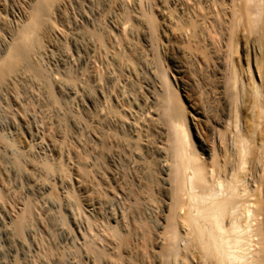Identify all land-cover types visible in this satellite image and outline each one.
I'll return each mask as SVG.
<instances>
[{"label": "bare ground", "instance_id": "bare-ground-1", "mask_svg": "<svg viewBox=\"0 0 264 264\" xmlns=\"http://www.w3.org/2000/svg\"><path fill=\"white\" fill-rule=\"evenodd\" d=\"M16 1L19 2V0ZM16 1L11 0L10 3L8 0H0V39L2 41V44L5 43L7 45V50L5 49L6 52H3L4 55L0 54L1 55L0 56V87L1 88L3 87V85L7 83L8 84L10 83V86L9 85L8 86L11 87V81L12 79H14V77L15 78L23 77V79L24 77H27V79L28 77H30L33 78V81L36 80V82L38 81L43 82V78L45 77L44 75L45 72L43 73L44 70L42 71V69L40 68L42 65L40 66L38 65V63H36V60H41V59L34 60V58L38 57L37 55H39L38 54L39 51L44 47L45 43L49 42L47 41V39L49 40L51 36V35L49 36V34L51 31H53V28L56 25L55 21L53 20V25L54 24L55 25L51 26L52 14L53 11L56 9L54 8V6H56L54 5V3L56 2L58 7H60L62 6L61 4H63L64 2V0H23V3L18 5L16 3L14 4V2ZM83 1L85 2V0ZM129 1L131 0H111L110 2H113L114 3L113 5H115L116 3H118L119 5L120 3L121 6L119 7H121V11L120 10L119 11L121 12V17L119 18L120 20H118L120 21L119 27L122 28L121 32H123L122 33L124 34L123 36H125V38L128 39L127 41H129L132 44L131 41L133 40L132 39L129 40V34L132 32L133 33L136 32V30L138 32L141 25L138 24L135 21V19H133L132 15L135 11L129 9L131 7L129 8L127 7L128 3H131L133 0L131 2ZM134 1L136 2L137 5L136 10H138L137 11L139 13L138 16H140V18L143 19V27L147 31L146 41L150 48V52L154 64H156L155 66H157L156 72H157V77L159 78V82H158V86L155 85V88L153 87L154 90L153 89L151 90V92L152 91L155 92V97H154L155 101L153 100L152 102L154 104L155 102H157L156 105L158 108L154 112H159V116L161 117L162 120L161 122H163V127L165 126L163 130H165L166 132L165 135H167V140L163 146L164 150L163 151L155 150L156 154L159 157V165L161 166L160 168L163 169L162 182L165 184L166 191H168V194L166 195L167 198L163 199L165 201H162V204L160 203L161 201L157 200L158 204L160 203L162 206V213H161L162 220L159 223V227L157 228V233H160L161 235L160 236L161 239L158 238L160 242L158 243L159 246L157 251V254L159 253L160 254L159 257H161V264H264V0H134ZM8 2L12 4L11 8H9L11 5H9ZM65 3L67 4V0ZM131 4L128 6H131ZM118 5L116 6L118 7ZM88 8H90L89 5ZM13 9H17L20 12L21 14L20 17L17 14L16 15L18 18L14 17L15 13L11 11ZM60 9L61 8H59L58 10ZM9 10L14 14L11 15L12 13H9L10 12ZM157 10L160 12V14L162 13L161 15L162 20L166 24L167 26L166 28H168L169 30V33L167 30L166 32H164L166 34L165 38H167L169 42L175 43L176 46H178L179 48L178 50L186 54L185 59L187 58L190 59L189 60L190 64L192 62L194 66V70L197 72V74H199L198 71L200 72L205 71L204 78L206 79H202L204 80V85L200 84L198 78L192 80L193 88L195 90L194 93L196 94L195 97L196 100H194V102L190 104L189 106L191 108L190 111H188V107H186L182 102V100L180 99V95L178 94L179 92H177V90H175L173 87L174 84H172V81L170 80L169 77L170 75L169 72L171 71L169 70L168 66L170 65L167 66L165 59L162 57L163 54H161V52L159 53V48L161 47V44H163L164 42H162L163 39L160 36L161 17L159 18L160 15L158 16ZM92 17L94 19L95 16ZM48 19L51 20L49 21ZM12 23H15V25L13 26ZM93 24L94 23L91 22V19L89 17L87 16L83 17V23L78 30L80 37H82L81 40L82 41L84 40L85 42H88L89 40L92 41L95 40L96 42L100 43L98 44L99 46H101L102 50L106 47L107 49L110 48L109 43H107L109 46H106L104 44L105 35L98 33V31H96L97 30L96 26L94 25L95 26L94 28ZM56 28H58L59 30L58 26H55L54 29L56 30ZM104 29L106 30V27H104ZM133 29H135V31H133ZM163 29H165V27ZM130 30H132V32H130ZM61 32H60L61 34L60 36L62 37L64 35H62L63 33ZM108 33L109 35L114 34L112 32L110 34L109 30ZM67 34L64 37H66ZM137 35L139 34L137 33ZM125 38L123 37L121 39L119 38L121 40L120 43L124 42L123 39L126 40ZM137 38L138 41L136 42L135 40V42L136 44L138 42L140 44L141 37L138 36ZM133 39H135V37ZM62 40L65 43L66 40L64 39ZM127 41L125 42L127 43ZM102 44L105 45L106 47L102 48L103 46ZM88 45L86 47L90 49ZM112 45L113 47H115L114 46L115 44ZM134 45L133 48L130 46L131 50L130 49L127 50L126 53L124 50H123L124 52L121 51V53L123 52V54L116 53L117 55H115V57L117 60V64H115L116 63L115 60L114 65L118 66L120 72L125 71L128 68L130 70H133L134 73L138 71L137 66L140 65V61L134 55L135 53L138 52L136 46L134 47ZM46 46L48 47L47 44ZM120 46L122 47V45ZM95 47H97V44ZM113 47L110 48L111 51ZM45 49L43 51H45ZM145 49L146 48H144V50ZM116 50L117 49H115L114 51ZM91 51L92 50H90V52ZM98 51H100V49L99 50L97 49V51H93V52L98 53ZM113 54H115V52ZM140 59L142 62V58ZM103 61L105 60L103 59ZM109 63L113 64V60L112 62ZM124 64H126L125 68H124ZM114 65L112 66L114 67ZM142 69L144 68L142 67ZM174 71L176 73H179V75L183 73L182 70L178 71L177 66H175ZM98 72L99 71H97V73ZM46 73L48 74V72ZM154 73L155 72H153L152 74ZM104 76L106 77L107 75ZM135 76H138V74ZM171 76L175 83L178 82L177 80L179 78H176L174 74L173 75L171 74ZM102 78L99 79L102 81ZM17 80L18 79H16V81ZM31 80L32 79H30V81ZM149 81H153L154 84H157L155 83L154 79L153 80L150 79ZM36 82H34V84H36ZM39 82L38 84H40ZM15 84L18 85V83L14 82V84H12L13 88ZM21 84L22 83H20V85ZM23 84L25 83L23 82ZM46 85L43 87H46ZM150 85L148 84V86ZM70 86H72V84ZM142 87L140 85V88ZM49 91L50 93L48 92V90H47L48 93L46 91L45 92L47 94H51L52 91L50 89ZM35 94L34 96H36ZM110 94H112V92ZM134 94L135 95L133 97H135L136 100L138 101L139 96H136V93ZM52 95H51V99L53 97ZM148 97H150V95ZM147 102L148 100L146 101V103ZM146 103L144 102V104ZM147 106L148 104L146 105V107ZM149 108L150 109H147L148 112H150L149 110H151L153 107L152 108L149 107ZM110 111H112L113 114L117 115V110L111 109ZM145 113L147 112L145 111ZM142 114H144V112ZM147 114L148 116L150 115V113ZM191 114H193L192 116L193 121L195 120L197 122L194 123V127L196 130V135L199 139L198 145H196V143L194 142L193 134L188 125V115ZM144 116L145 115L141 116L142 117L141 119H143ZM70 118L71 117H69V119ZM145 119H147V116L145 117ZM147 123L148 126L150 125L149 127L152 129L151 122L149 121ZM200 124L202 125L201 127L199 126ZM196 125H198V127H200L201 130L203 131L204 138L201 136ZM136 126L137 125L135 124V129ZM147 131L149 132L152 130H147ZM138 133L140 132L138 131ZM38 136H36V138ZM218 137H219L218 139L219 141L217 140ZM40 140L42 141L44 139H40ZM138 142H133V143L138 144ZM128 143H132V142H128ZM146 147H149L150 149L152 146H146ZM138 148L141 147L138 146ZM143 149L146 148L144 147ZM139 150L138 149L133 150V155H135L137 158V160L135 159L134 160L137 163V167L140 170L141 169L147 170L148 165L145 161H143L145 157L144 158L141 157L142 154L140 155ZM144 151L146 150H143L142 153ZM20 158H22V155ZM49 158L51 159V157ZM48 159L38 162L37 164L36 163L33 164L34 168L39 169L40 170L39 172L43 171L47 175H50L56 171H59L61 176L64 175L65 177H67L66 175H69L65 166L63 165L64 163L62 164L61 162H54L56 158L55 160L52 161H49ZM155 159L156 158H154V160H151V162L157 160ZM148 160H149L148 162H150V159ZM156 162H158V160ZM15 165L19 167L18 162ZM150 167H152V165H150ZM151 169H148L147 171ZM78 172L81 177H89V171L86 170L85 168L78 169ZM143 172L141 171V174ZM152 175L153 174H151V176ZM148 177L150 178V176ZM149 183H152V181ZM5 194L7 193L5 192ZM5 194H3V192H0V200L2 202L5 200ZM145 195L149 201L153 197L152 191L147 186L145 190ZM69 196L70 198L73 199L75 197L73 193L72 194L70 193ZM152 200L153 203H155L156 200L154 199ZM139 203L137 201L135 202L137 206L142 204ZM140 206H138L137 209H139ZM29 217H30V211L28 209L25 210L23 208L22 211L14 215L13 219L12 218L10 219V217L9 219L11 220V225L13 224L16 231L19 234H21L25 226V222L29 219ZM2 220L0 221V223L4 224V220L3 221ZM119 223L120 220H117L116 224ZM110 224L102 225V226L104 231L112 237V238L110 237V239H113L115 241L114 246H112V250L114 247L113 252L107 253L106 250L103 251L97 248L95 250L92 247L88 248L90 252L89 254L93 256L96 264H101L102 261L106 259L112 260L113 261L111 262L112 264L113 263L122 264L121 262H123L122 260L124 259V257L122 256L123 250H125L127 253L130 254V253H135L134 251L136 250L138 251L139 249L142 250V251H138L139 253L140 252L144 253L143 251L148 249L146 239L144 240V238H142L144 242L142 241L143 243H140L139 245H136L134 244L133 241H131L134 244L133 245L130 242L131 240L130 237L128 238L125 236H121L119 234L122 231L119 232L118 226L116 225L111 226ZM140 224L141 223H139L138 227L140 226ZM136 226L133 225V228L136 229ZM140 228H143L144 232H146L148 235L150 232H152L151 231L152 227L151 226L149 227L147 224L142 225L141 227H139V229ZM84 243L87 244L89 242L87 243L84 242Z\"/></svg>", "mask_w": 264, "mask_h": 264}, {"label": "rangeland", "instance_id": "rangeland-1", "mask_svg": "<svg viewBox=\"0 0 264 264\" xmlns=\"http://www.w3.org/2000/svg\"><path fill=\"white\" fill-rule=\"evenodd\" d=\"M8 1L11 3V0ZM110 1L111 0H85L84 2L83 0H67L66 4V0H64V5L61 4L62 6L60 7H58L57 3L55 2L54 5L56 6H54V8L56 9L53 11L51 18L52 20H50L52 21L51 26H54L56 24L55 26H58L59 30L58 28H56L55 30L54 26L53 31H51L49 34V36L51 35L49 40L47 39V41L49 42L45 43L44 45L47 50L43 47L39 51V55H37L38 57L34 58V60L41 59L36 60V63H38V65L40 66L42 65L40 68L42 69V71L44 70L43 73L45 72L43 82L38 81L40 83L38 84L36 80L33 81V78L30 77H28L29 80L27 79V77H24V79L23 77H14L15 80L12 79V81H14H11V87H9L10 83L3 85L2 88L0 87V167H2L0 168V192H3V194H5V192L7 193L5 194V200L3 202L0 200V219L2 218L4 220V224L0 223V264H96L93 256L89 254L90 252L88 248L92 247L95 250L96 248L103 251L106 250L107 253L113 252L114 247L112 250V246H114L115 241L113 239H110L111 236L104 231L102 226L107 224L109 225L110 223L111 226L116 225L119 227L117 228L119 229V232L122 231L119 233L121 236H125L128 238L130 237V242L133 241L134 244L139 245L146 239L148 245V249L143 251L144 253H139L138 251H142L141 249H139L138 251H134L135 253L137 252L136 254L130 253V255L125 250H123L122 256L124 257V259L122 260L123 262H121L122 264H161V257H159L160 254H157L159 246L158 243L160 242L159 239H161V235L160 233H157V228L159 227V223L162 220L161 204L162 201H165L163 199L167 198L166 195L168 194V191H166L165 184L162 182L163 169L160 168L161 166L159 165V157L156 154V151L164 150L163 146L167 140V135H165L166 132L165 130H163L165 126L163 127V122H161L162 120L159 116V112H154L156 109H158L156 105L157 102H155V104L152 102L155 99V92H151V90H154L155 85L158 86L159 82V78L157 77L156 72L157 66H155L156 64H154L150 48L146 41L147 31L143 27V19L138 16L139 13L137 12L138 10H136V2L134 0H131L132 2H129H131L132 4L128 3V5L131 4V6L127 5L128 8L131 7L129 9L135 11L132 17L138 24L141 25L138 32L136 30V32L133 33L132 30H130V32L132 33L129 34V40L132 39L134 41H131V44L129 41H127L128 39L123 36L124 34H122L123 32H121L122 28L119 27L120 21L118 20H120L119 18L121 17V7L119 6L121 5L120 3L119 5L118 3L113 5L114 3ZM9 2L8 4L11 5L9 8H11L12 4H10ZM15 3L18 5L22 4L23 0H19V2L16 1L14 2V4ZM87 4L90 8H88ZM116 5H118V7ZM59 8L61 9L58 10ZM13 10L11 11L15 14L10 10L9 13H12L11 15L14 14V17L16 18H18L17 15H19L20 17V12L17 9ZM157 12L158 16L160 15V18L162 13L160 14L158 10ZM135 13L137 16L135 15ZM86 16L91 19L92 23H94L93 26H96V31L105 35L104 44L106 46H109L107 44L109 43V47L111 48L113 47L112 44H115V47L112 48V51L110 48H108L110 49L108 50L107 47L102 44V48L106 47L103 49L105 51H103L101 49V46H99L100 43L96 42L95 40H89L88 42L81 40L82 37H80L78 30L83 23V17ZM92 16H95V20ZM53 20L55 21L54 25ZM58 23H60L61 25ZM160 23L161 34L160 32L159 34L164 40H162V42H164V45L161 44L159 53L161 52V54H163V56L161 54L160 55L165 59L167 66L170 65L168 66L169 70L171 71L169 72V77L172 81V84H174L173 87L175 90H177V92H179L178 94L180 95V99L182 100L184 105L188 107V111H190V104L193 103L194 100H196V94L194 93L195 90L193 88L192 80L198 78L200 84L204 85V80L202 79H206L204 78L205 71H198L199 74H197V72L194 70L192 62L190 64V59H185L186 54L178 50L179 48L175 43L169 42L167 38H165L166 34L164 32H166L167 30L169 33V30L168 28H166L167 26L163 22L162 17L160 18ZM12 25L14 26L15 23H12ZM104 27H106L107 31L104 29ZM162 27H165V29H163ZM108 30L110 34L111 32L114 34L109 35ZM133 31H135V29H133ZM52 32L55 34H53ZM60 32L63 33L62 35L64 36L67 34V32L68 34L66 37L62 36V38L60 36ZM137 33L139 35H137ZM52 35L54 36V38ZM138 36L141 37L140 42L142 44L140 43V45L138 42L137 46L136 42L138 41ZM122 37L126 40L123 39L124 42L120 43V39ZM134 37L135 39H133ZM62 39L66 40L65 43ZM125 41L129 43L127 44ZM117 42L122 45V47H124L122 48ZM0 43V54L4 55L3 52H6L7 45L5 43V45L2 44L1 39ZM85 43H88L90 46ZM95 43L97 44V47H95ZM46 44L48 45V47L46 46ZM3 45L6 47H4ZM87 45L88 47H90V49L86 47ZM91 45H93L94 47ZM133 45L134 47L136 46V49L138 51L134 55L140 61V65L137 66L138 71L134 73L133 70L126 68L127 70L121 71V73L118 66L114 65L116 60L115 55L121 53V51L123 50L126 53L127 50H131V47L133 48ZM143 47L147 50H144ZM44 49L45 51H43ZM97 49H100L98 53L93 52L97 51ZM115 49L117 50L114 51ZM90 50L92 51L90 52ZM114 52L115 54H113ZM123 52L121 54H123ZM68 55L71 57H69ZM140 58H142V62ZM103 59L105 61H103ZM108 60L109 62H112L113 60V64L109 63ZM115 64H117V60ZM112 65H114L116 69ZM125 66L126 64H124V68ZM139 66H142L144 69H142V67L140 68ZM175 66L178 67V71L182 70L183 73L180 75L179 73H176L174 71ZM97 71H99L100 73H97ZM46 72H48V74ZM116 72L119 74L121 73V77ZM151 72L155 73L152 74ZM194 72L198 76L195 75ZM137 74L138 76H135ZM171 74H174L176 78H179L177 80L178 82L175 83L173 81ZM104 75L107 76L105 77ZM101 76L104 78H102ZM21 78L23 81L21 80ZM99 78H102V81ZM149 78L151 80L154 79L155 83L157 84H154L153 81H149ZM16 79H18L19 81L17 80V82ZM30 79L32 80L30 81ZM14 82L18 83V85L15 84L13 88L12 84H14ZM23 82L25 84H23ZM34 82H36V84H34ZM67 82L69 84L71 83L72 86H70L71 84L69 85ZM20 83L22 84L20 85ZM44 84L46 85V87H43L45 86ZM148 84L150 86H148ZM140 85L141 87H144L145 85L144 89L143 87L140 88ZM47 86L52 91L51 94H47L48 92L50 93ZM110 91L112 92V94H110ZM134 93H136V96H139V99L137 97L138 101L135 97H133L135 95ZM34 94L36 96H34ZM51 95L53 96L52 99ZM146 95H150V97ZM147 100L148 102L146 103ZM144 102L146 104H144ZM147 104L148 106L146 107ZM154 105L156 106V108ZM113 107H115L116 109ZM149 107H153L151 110H149L150 112L147 111V109H150ZM141 108H143L144 110ZM111 109L117 110V115L113 114L112 111H110ZM145 111L147 113H150V115L148 116ZM143 112L144 114H142ZM143 115L145 116L143 117V119H141V116ZM146 116L147 119H145ZM192 116L193 114L188 115V125L193 134L194 142L196 143V145H198L199 139L196 135V130L194 127V123L197 122L195 120L193 121ZM69 117L71 118L69 119ZM77 117L79 120L77 119ZM149 121L151 122L152 129L149 127L150 125L148 126L147 122ZM132 123H135L137 125V130L135 129V124L133 125ZM157 126L160 127L158 128ZM199 126L201 127L202 125L200 124ZM196 127L198 128L201 136L204 138V134L201 128L198 127V125H196ZM147 130L152 131L148 132ZM138 131L141 134L138 133ZM36 136H38L37 138L39 141L37 140ZM40 139L44 140L41 141ZM218 139L219 137L217 138V140ZM133 142H138V144H134ZM135 145H138L141 148H138V146L136 147ZM146 146L152 147L149 149V147ZM144 147L146 149H143ZM135 149H141L139 150V153L140 155H143H141L142 158L145 157L143 161L147 163L148 169L152 168L151 170H140L137 167V163L135 162L137 158L135 155H133V150ZM143 150L146 151L142 153ZM21 155L22 158H20ZM49 157H51V159ZM54 157L56 158V160ZM154 158H156L158 162H156V159V161L151 162V160H154ZM47 159L49 161L55 160L54 162H61L62 164L64 163L63 165L65 166L69 175H66L67 177H65L64 175L61 176L60 172L56 171L50 174V176L45 174L43 171L39 172V169L34 168L33 164H37L38 162ZM148 159H150V162H148ZM31 161L34 163H32ZM17 162L19 163V167L15 165ZM150 165H152V167H150ZM81 168H85L89 171L90 178L81 177L79 175L78 169ZM141 171H144L145 173L143 172L141 174ZM151 174L153 175L151 176ZM148 176H150V178ZM156 177L159 179H157ZM151 181L152 183H149ZM146 186L152 191V199L156 200L155 203H153L152 199L149 201L148 198H146ZM70 193H73V195H75V197L77 198H70ZM157 200L161 201V204H158ZM136 201L138 203H142H139L141 205H138L140 206L139 209H137L138 206L135 204ZM23 208L30 211V217L25 222L22 233L19 234L14 228V225H11L10 219H13L14 215L22 211ZM117 220H120V223H122L116 224ZM134 223H137V226ZM139 223H141L142 225L147 224L149 227L151 226L152 232H150L148 235L146 232H144L143 228L139 229V227L142 226L140 224V226L138 227ZM133 225L136 226V229L133 228ZM143 232L145 235L143 234ZM142 238H144V240ZM84 242L89 243L85 244ZM111 262L113 261L110 259H106L103 260L101 264H112Z\"/></svg>", "mask_w": 264, "mask_h": 264}]
</instances>
